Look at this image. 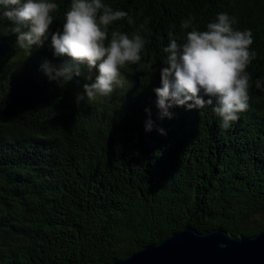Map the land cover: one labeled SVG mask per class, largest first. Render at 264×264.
Returning a JSON list of instances; mask_svg holds the SVG:
<instances>
[{
  "label": "trees",
  "instance_id": "1",
  "mask_svg": "<svg viewBox=\"0 0 264 264\" xmlns=\"http://www.w3.org/2000/svg\"><path fill=\"white\" fill-rule=\"evenodd\" d=\"M55 2L52 31L71 6ZM103 2L128 13L108 39L139 34L144 47L140 62L120 69L121 85L94 100L77 96L95 72L50 79L44 61L59 67L67 57L50 39L19 47L0 19V264H108L184 227L235 237L264 229V90L255 86L264 80V0ZM220 12L252 31L248 109L227 129L215 100L200 111L174 105L162 118L154 89L163 49Z\"/></svg>",
  "mask_w": 264,
  "mask_h": 264
},
{
  "label": "clouds",
  "instance_id": "2",
  "mask_svg": "<svg viewBox=\"0 0 264 264\" xmlns=\"http://www.w3.org/2000/svg\"><path fill=\"white\" fill-rule=\"evenodd\" d=\"M57 8L55 0H0V19L12 22L19 47L31 50L50 39L54 55L67 57L59 67L44 61L41 67L50 79L68 80L82 67L90 74L95 72L94 78L87 77L91 82L84 84V94L77 96V102L81 96L90 100L109 97L122 83L120 69L141 61L143 38L113 31L109 40L108 26L128 13L113 10L103 0H71L62 28L52 31L51 13ZM235 23L234 17L220 12L206 30L193 27L187 32L186 42L178 44L170 38L163 49L167 55L160 67V86L154 89L162 118L171 117L169 109L174 105L200 111L215 100L213 110L227 129L248 109L250 77L246 68L255 58L249 51L253 35L250 29H235ZM190 26L191 18L181 25ZM255 86L264 90V80L257 78ZM152 127L149 117L145 131Z\"/></svg>",
  "mask_w": 264,
  "mask_h": 264
},
{
  "label": "water",
  "instance_id": "3",
  "mask_svg": "<svg viewBox=\"0 0 264 264\" xmlns=\"http://www.w3.org/2000/svg\"><path fill=\"white\" fill-rule=\"evenodd\" d=\"M108 264H264V229L235 237L224 229L184 227Z\"/></svg>",
  "mask_w": 264,
  "mask_h": 264
}]
</instances>
